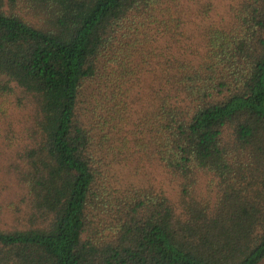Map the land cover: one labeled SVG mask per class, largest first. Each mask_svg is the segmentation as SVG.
Segmentation results:
<instances>
[{
    "label": "trees",
    "instance_id": "1",
    "mask_svg": "<svg viewBox=\"0 0 264 264\" xmlns=\"http://www.w3.org/2000/svg\"><path fill=\"white\" fill-rule=\"evenodd\" d=\"M0 264H264V0H0Z\"/></svg>",
    "mask_w": 264,
    "mask_h": 264
},
{
    "label": "rangeland",
    "instance_id": "2",
    "mask_svg": "<svg viewBox=\"0 0 264 264\" xmlns=\"http://www.w3.org/2000/svg\"><path fill=\"white\" fill-rule=\"evenodd\" d=\"M221 10L223 11V8L221 7ZM148 171L145 169L144 171L146 172V176L147 178H150V181L152 183H158L159 181H161V179L163 178L161 172H160V168L157 167L156 165H148ZM145 175V174H143ZM166 185H168L170 187V182H168L167 180H165Z\"/></svg>",
    "mask_w": 264,
    "mask_h": 264
}]
</instances>
